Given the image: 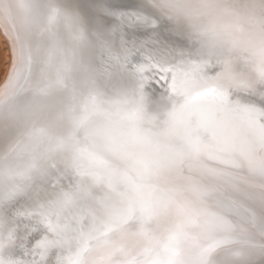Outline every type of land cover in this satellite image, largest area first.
Listing matches in <instances>:
<instances>
[{"label": "snow or ice", "instance_id": "obj_1", "mask_svg": "<svg viewBox=\"0 0 264 264\" xmlns=\"http://www.w3.org/2000/svg\"><path fill=\"white\" fill-rule=\"evenodd\" d=\"M0 264H264V0H0Z\"/></svg>", "mask_w": 264, "mask_h": 264}]
</instances>
